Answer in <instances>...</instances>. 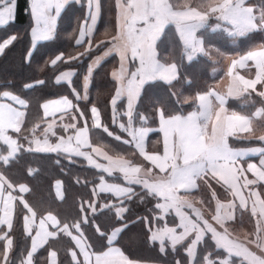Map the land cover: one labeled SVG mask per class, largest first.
Returning a JSON list of instances; mask_svg holds the SVG:
<instances>
[{
  "label": "snow or ice",
  "instance_id": "snow-or-ice-1",
  "mask_svg": "<svg viewBox=\"0 0 264 264\" xmlns=\"http://www.w3.org/2000/svg\"><path fill=\"white\" fill-rule=\"evenodd\" d=\"M71 2L30 0L33 44L56 35L57 19ZM114 6V30L109 34L105 29V38L95 40L101 4L88 0L87 15L74 41L83 51L62 52L45 61L58 71V65L92 57L83 78V96L72 86L77 75L72 67L54 77L58 85L67 83L72 98L47 99L32 114L29 100L7 86L0 90V264H16L12 254L18 243L23 244L19 264H38L41 249L47 253L45 264H65L53 247L64 239L68 242L64 251L67 264H155L132 259L119 246L130 222L146 225L148 242L158 244L161 256L182 249L184 256L174 258L172 264H264V147L233 146L239 140L264 143V42L234 57L207 48L201 37L212 18L217 21L215 28H222L233 39L264 34V0H114ZM15 9L16 0H0V26L14 21ZM170 26L179 36L181 59L193 61L213 51L224 57L228 62L226 90L209 87L183 100L172 92L174 101L141 112L142 100L156 82L170 88L180 82L179 65L162 60L157 50ZM16 40L11 35L0 42V54ZM110 56L119 60L110 73L114 92L109 101V125L96 104L83 109L74 101L88 100L89 75ZM238 68L249 73L254 68V74L246 77ZM45 84L46 80L38 79L23 87ZM230 98L242 99L240 110L228 107ZM189 101L192 110L185 112L183 105ZM152 132L161 139L155 142L159 147L148 152L146 138ZM103 134L130 146L132 155L142 160L127 159L115 149L110 155L93 146L90 137L98 140ZM25 152L64 155L71 163L82 158L97 170L88 197H81L73 216L61 217L51 207L40 211L25 195L29 187L9 177L11 165ZM92 153L107 163L99 162ZM257 153L258 163L246 159ZM35 171L29 168L28 174ZM88 184L85 180L84 186ZM56 187V197L63 201L61 182ZM220 190L231 198L222 201ZM137 198L141 203L151 198L154 203L150 215L130 221L129 205ZM246 216L248 231L241 239L233 232L244 226ZM100 217L105 218L104 225L99 223Z\"/></svg>",
  "mask_w": 264,
  "mask_h": 264
},
{
  "label": "trees",
  "instance_id": "trees-1",
  "mask_svg": "<svg viewBox=\"0 0 264 264\" xmlns=\"http://www.w3.org/2000/svg\"><path fill=\"white\" fill-rule=\"evenodd\" d=\"M16 2V20L0 27V42L11 35L17 36V40L13 45L0 56V90H4L7 86L9 90L29 100V112L32 114L38 110L39 104L47 99L64 95L71 96L68 85H58L54 82V77L59 71L69 67L74 68L77 75L74 77L72 84L77 89L82 87L83 77L88 70L92 57L85 56L78 62H72L71 65H58V71H53L49 65L45 64V61L55 58L57 54L62 52L67 55L83 51L82 47L77 48L75 46L74 41L78 37L80 24L87 15L88 0H81L80 4L70 3L60 17L55 37L49 41L39 43L35 49H32L31 28L33 22L29 13V0H16ZM101 4L102 13L95 32V40L105 38V29H108L109 34H111L115 27L116 9L114 0H101ZM216 24L217 21L212 18L208 22L209 26L201 30V36L207 48L219 49L220 52L233 56L244 53L252 46L264 42V34L262 33H254L248 37L233 39L223 32L222 28H215ZM157 50L162 60L169 63L175 61L179 65L180 82L176 83L174 88H170L162 81L156 82V86L152 87L147 96L143 98L139 108L141 112H149L151 105L168 104L170 101H174L176 97L171 96L172 92H175L181 100L186 96H194L197 92L211 87L222 76L221 68L225 59L223 56H218L214 51L210 56L198 55L193 61H188L186 58L181 59L182 45L174 26H170L166 30L162 43H158ZM115 64L114 58L107 59L95 71L89 98L86 102L87 107L96 104L101 109L102 119L109 125L111 124L109 101L114 92V82L110 73L115 68ZM41 68H43V71H41ZM38 79L46 80V84L32 89H24V84L34 83ZM188 81H191V83L189 84ZM183 109L185 112L192 110L191 101L184 104ZM40 113L42 116V110H40ZM152 126L155 127L156 125ZM155 134L157 133L154 132L153 135ZM93 140L110 151L115 149L116 152H120L125 157L138 162L137 157L132 155L133 149L130 146L120 145L112 138L107 137L106 134H103L98 140L93 137ZM253 143L259 142L254 139L239 140L233 146ZM76 159V163H71L64 155L25 152L21 154L17 162L11 165L8 175L14 182L24 183L29 187L30 191L25 195L33 205L39 207L40 211L51 207L61 217H71L75 214L81 197H88L92 187L91 182L96 179L97 175V170L90 167L87 161H83L82 158ZM57 160L60 163H57ZM29 168L36 170L33 175L28 174ZM78 179L79 183H77ZM85 180L89 182L87 187L84 186ZM57 181L61 182L62 185L63 201L56 197L55 184H57ZM136 190L139 191V188L137 187ZM105 195L101 194L102 197ZM153 203L154 201L151 198H146L143 203L138 198L133 200L129 205L131 209L128 213L130 221H135L139 216L150 215L149 210L152 208ZM99 223L104 225L105 218L100 217ZM16 228V236L19 239L20 230H22V217L17 220ZM119 246L126 251L130 258L140 261L172 264L174 258L184 256L182 249L178 254L170 253L166 257L161 256L158 252V244L153 246L148 242L147 227L140 222L129 223L128 229L122 234ZM21 247H23V244L18 243L12 254L16 264H19ZM53 247L59 250L60 259L67 264L64 255V251L68 247L67 240H60L58 243L53 244ZM45 254L47 253L41 249L38 253V264H41V257Z\"/></svg>",
  "mask_w": 264,
  "mask_h": 264
},
{
  "label": "crops",
  "instance_id": "crops-1",
  "mask_svg": "<svg viewBox=\"0 0 264 264\" xmlns=\"http://www.w3.org/2000/svg\"><path fill=\"white\" fill-rule=\"evenodd\" d=\"M72 2H76V3H78V4H80V2H81V0H72ZM71 2V3H72ZM252 2L254 3L255 2V0H252ZM29 4H30V0H29ZM100 4H101V0H100ZM68 6V5H67ZM66 6V7H67ZM66 9V8H65ZM64 9V10H65ZM64 10L62 11V13L64 12ZM87 12H88V2H87ZM29 13H30V10H29ZM62 13H61V15H62ZM101 13H102V4H101ZM61 15H60V17H61ZM16 17H17V2H16V9H15V19H14V21L16 20ZM60 17H58V19H57V28H58V25H59V20H60ZM30 18H31V16H30ZM32 19V18H31ZM100 19H101V14H100V16L98 17V19H97V24H96V29H95V32H96V30H97V27H98V25H99V23H100ZM14 21H11V22H14ZM11 22H9V23H11ZM32 22H33V20H32ZM8 23V24H9ZM89 23H90V21H89ZM115 23H116V17H115ZM7 24V25H8ZM34 26V22H33V25H32V27ZM0 27H3V26H0ZM56 32H57V29H56ZM55 37V36H54ZM53 37V38H54ZM202 37V36H201ZM52 38V39H53ZM87 39V38H86ZM202 39H203V37H202ZM49 40H51V39H49ZM49 40H40V41H37L35 44H33V47H32V49H35V47L39 44V43H41V42H45V41H49ZM259 44V43H258ZM257 45V44H256ZM255 46V45H254ZM254 46H252V47H254ZM251 47V48H252ZM250 48V49H251ZM249 49V50H250ZM248 51V50H247ZM245 53V52H244ZM241 54H243V53H241ZM239 54H235V55H233L234 57L235 56H238ZM115 59V61H116V64H115V68L116 67H118V60H119V58L118 57H115V56H110V57H108V58H106L104 61H106L107 59ZM103 61V62H104ZM92 62V61H91ZM102 62V63H103ZM101 63V64H102ZM227 61L225 60L224 61V63H223V65H222V68H221V73H222V76H221V78L219 79V80H217L211 87H215V88H217V90H219V91H225L226 90V85H227V83H228V77H227V75H226V72H227ZM99 67H97V68H95L94 69V72L92 73V74H90L89 75V80H88V85H87V95H88V98H89V94H90V89H91V85H92V80H93V77H94V74H95V71L98 69ZM112 71H113V69H112ZM111 71V72H112ZM237 71L241 74V75H245L246 77H248V76H250V75H253L254 74V68L252 69V71H251V73H249V71L248 70H246V69H237ZM87 74L86 75H88V71L86 72ZM84 78V77H83ZM73 79H74V77H73ZM112 79V78H111ZM61 84H66L67 85V83L66 82H62ZM83 85H84V79H83V82H82V87H81V89H77V91H80L81 92V95L83 96L84 95V88H83ZM72 86H73V84H72ZM259 87V86H258ZM70 99L72 98V96H70L69 97ZM55 99V98H54ZM74 102H76V103H79V105H80V107L81 108H83V109H87V108H90V107H87L86 106V102L87 101H85V100H80V101H74ZM242 99H236V98H230L229 99V101H228V107L229 108H231V109H236V110H240V106H238V105H241L242 104ZM257 106H259V104H257ZM191 111V110H190ZM89 115H90V113H89ZM57 116H59V114H57ZM67 119V118H66ZM57 123H59V120L57 119ZM154 127V126H153ZM153 133L154 132H152V133H149V135H148V137L146 138V150L148 151V152H153V151H155L156 150V148H158L159 147V145H157V144H155V142L156 141H158V140H160L161 139V136H160V134H155V135H153ZM257 135H259V133L257 134ZM91 139H92V142H93V146H95V147H102L101 146V144L99 143V142H95L94 140H93V137H90ZM95 138V137H94ZM96 139V138H95ZM100 139V138H99ZM97 140V139H96ZM255 140V139H254ZM256 141H258V140H256ZM259 143H253V144H249V145H242V146H234V147H236V148H249V147H264L263 146V144L260 142V141H258ZM103 148V147H102ZM86 151H89V152H91V149H85ZM103 151H107L105 148H103ZM108 152V151H107ZM110 154V153H109ZM92 155L94 156V158L95 159H97L99 162H101V163H107V161H105V160H103V158H102V156H96V154L95 153H92ZM111 155V154H110ZM247 160H249V161H252V162H257L258 163V161H259V159H260V155L257 153V154H250L247 158H246ZM139 160H142V158H139ZM139 160H138V162H139ZM248 177L249 178H253L252 177V175H251V173H248ZM56 189H57V187H56ZM220 198H221V200L222 201H226L227 199H230L231 197H228V196H226L224 193H223V191L222 190H220ZM213 205H215V202H213ZM197 207H201L199 204H197ZM214 208V207H213ZM214 210V209H213ZM205 214L207 215V212H205ZM246 227H248V224H247V220H245V224H244ZM47 256V254H45V255H42V257H41V264H45V261H44V259H43V257H46ZM141 262H153V261H141ZM155 264H167V263H162V262H155Z\"/></svg>",
  "mask_w": 264,
  "mask_h": 264
},
{
  "label": "rangeland",
  "instance_id": "rangeland-1",
  "mask_svg": "<svg viewBox=\"0 0 264 264\" xmlns=\"http://www.w3.org/2000/svg\"><path fill=\"white\" fill-rule=\"evenodd\" d=\"M2 54H0V56H1ZM97 55H99V53L97 54ZM219 70V69H218ZM87 74V73H86ZM85 74V75H86ZM84 75V76H85ZM258 134V133H257ZM262 144H264V143H262ZM103 147V146H102ZM103 148H105V147H103ZM111 155L113 154L110 150H108V148H105ZM125 158H127V159H130L129 157H125ZM201 206V205H200ZM214 209V208H213ZM204 211L205 212H207V214H208V210L207 209H204ZM245 220H247V216L245 217ZM233 229L232 228H230V231H232ZM248 231V227H246L245 225L243 226V227H236V229H235V231L233 232V234L234 235H236V236H239L241 239H243L244 238V235H245V233Z\"/></svg>",
  "mask_w": 264,
  "mask_h": 264
},
{
  "label": "bare ground",
  "instance_id": "bare-ground-1",
  "mask_svg": "<svg viewBox=\"0 0 264 264\" xmlns=\"http://www.w3.org/2000/svg\"><path fill=\"white\" fill-rule=\"evenodd\" d=\"M57 184H55V186H56ZM56 191H57V189H56Z\"/></svg>",
  "mask_w": 264,
  "mask_h": 264
}]
</instances>
